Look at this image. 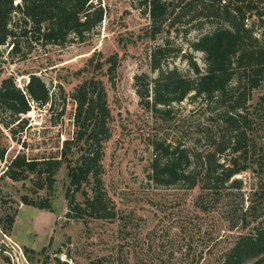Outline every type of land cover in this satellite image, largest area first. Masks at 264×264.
I'll use <instances>...</instances> for the list:
<instances>
[{"label": "trees", "instance_id": "1", "mask_svg": "<svg viewBox=\"0 0 264 264\" xmlns=\"http://www.w3.org/2000/svg\"><path fill=\"white\" fill-rule=\"evenodd\" d=\"M134 1L150 21L145 36L163 39L149 56L150 71L156 77L142 74L134 78L140 106L156 119L168 122L175 105L187 98L192 103L199 100L215 123L213 130L210 127L199 133L191 147L177 140L152 139L148 182L159 188H198L205 194L201 202L210 203L240 191L242 182L237 176L252 166L258 167L264 179V163L254 159L248 135L251 114L260 107L259 104L250 111L253 92L264 84V0ZM103 16L104 9L93 0H0V139L4 130L14 140L23 131L28 120L22 117L30 112L31 103L49 109L53 104L50 90L37 75L30 74L23 89L17 87L12 76H2L4 54L12 61L24 59L36 46L85 43ZM191 33H196L195 38L186 39ZM179 36L188 50L170 41ZM189 52L202 54L204 68L200 69ZM179 54L187 63L186 74L172 65ZM94 57L79 72H87L85 68L89 66L100 72L106 65L105 75L112 77L117 68L116 55L105 61ZM71 98L75 131L62 142L59 158H27L19 152L6 165L0 180L18 182L33 175L37 188L51 193L55 175L65 164V217L85 221L114 219L116 213L102 181L103 148L111 119L103 81L94 76L83 79ZM6 150L0 142V161ZM247 201L243 211L239 209L242 231L231 238L217 264H264V182ZM9 203L1 200L0 206ZM20 203L54 212L47 196H22ZM8 209L0 214V231L5 236L11 234L17 215V209ZM50 242L51 238L39 251L24 247L26 259L43 255ZM61 252L57 249L54 254ZM119 262L126 264L122 259Z\"/></svg>", "mask_w": 264, "mask_h": 264}, {"label": "rangeland", "instance_id": "2", "mask_svg": "<svg viewBox=\"0 0 264 264\" xmlns=\"http://www.w3.org/2000/svg\"><path fill=\"white\" fill-rule=\"evenodd\" d=\"M93 2L104 9V16L85 43L36 46L24 59L12 61L4 54L2 76H12L17 87L23 89L29 75H37L50 90L53 104L51 110L31 103L30 112L22 117L28 120L27 125L15 140L4 130L0 142L7 150L0 161V175L19 152L27 158H59L62 142L75 131L71 94L83 79L94 76L103 81L111 115L109 138L103 148L102 181L116 217L86 221L65 217V164L55 175L51 193L38 189L33 175L18 182L0 180V204L1 200L10 202L0 206V214L9 212L10 206L17 209L11 234L5 236L0 231V264H120L119 259L126 264H217L231 238L242 231L238 215L263 184L262 172L252 166L237 176L242 182L240 191L229 192L210 203L201 202L205 194L198 188H159L148 182L151 140L167 138L191 147L204 129L213 130V115L202 102L192 103L190 98L173 107L168 122L146 112L139 104L134 78L142 74L156 77L150 71L149 56L163 39L158 36L150 40L145 36L150 21L137 8L136 1ZM195 36L191 33L186 39L193 40ZM180 37L170 41L188 50ZM191 54L200 69L204 68L202 54ZM93 55L100 61L116 55L117 68L112 77L105 75L106 65L100 72L92 71L91 66L85 68L87 72H79ZM172 63L182 74L187 73V63L180 54ZM263 95L264 84L253 92L250 111L259 104L260 107L251 114L248 135L254 159L264 163V111L260 110ZM22 196H47L54 212L25 206L20 203ZM50 238V246L43 255L32 256L31 261L25 255L24 260L18 256L19 261H15L14 254L19 249L39 251ZM6 247L12 249L14 263L4 252ZM57 249L62 252L55 255Z\"/></svg>", "mask_w": 264, "mask_h": 264}, {"label": "built area", "instance_id": "3", "mask_svg": "<svg viewBox=\"0 0 264 264\" xmlns=\"http://www.w3.org/2000/svg\"><path fill=\"white\" fill-rule=\"evenodd\" d=\"M12 249H8L7 247L5 248V250H4V252L10 257V259H11V261H13V263H14V260H13V257L11 256V253H12V251H11ZM21 258V259H23L24 260V254H23V252L19 249V252L16 254V252H15V254H14V257H15V261L17 262V261H19V257Z\"/></svg>", "mask_w": 264, "mask_h": 264}]
</instances>
